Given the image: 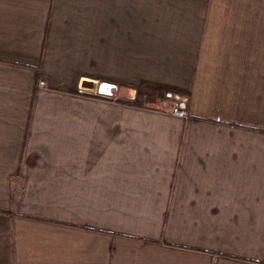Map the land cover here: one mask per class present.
Instances as JSON below:
<instances>
[{
    "label": "crops",
    "instance_id": "1",
    "mask_svg": "<svg viewBox=\"0 0 264 264\" xmlns=\"http://www.w3.org/2000/svg\"><path fill=\"white\" fill-rule=\"evenodd\" d=\"M0 264H264V0H0Z\"/></svg>",
    "mask_w": 264,
    "mask_h": 264
},
{
    "label": "built area",
    "instance_id": "2",
    "mask_svg": "<svg viewBox=\"0 0 264 264\" xmlns=\"http://www.w3.org/2000/svg\"><path fill=\"white\" fill-rule=\"evenodd\" d=\"M39 86H44V81L38 82ZM164 110L173 117L185 119L187 117L186 98L178 93L165 91L162 93Z\"/></svg>",
    "mask_w": 264,
    "mask_h": 264
},
{
    "label": "rangeland",
    "instance_id": "3",
    "mask_svg": "<svg viewBox=\"0 0 264 264\" xmlns=\"http://www.w3.org/2000/svg\"><path fill=\"white\" fill-rule=\"evenodd\" d=\"M83 81H88V80H83ZM138 85H140V84H138ZM130 89H132V90H134V92H135V95L137 96V95H139V96H137L136 97V102H137V99H138V97H140L141 99H144V97L146 96V94H149V90H147V89H141V86H137L136 88L135 87H131ZM133 92V93H134ZM163 92H165V91H163ZM114 100H118V101H120V97H114ZM117 101V102H118ZM132 101V99L130 100V102ZM135 102V101H134Z\"/></svg>",
    "mask_w": 264,
    "mask_h": 264
},
{
    "label": "water",
    "instance_id": "4",
    "mask_svg": "<svg viewBox=\"0 0 264 264\" xmlns=\"http://www.w3.org/2000/svg\"><path fill=\"white\" fill-rule=\"evenodd\" d=\"M82 86L84 88H91V89H95V84L91 81H83L82 82Z\"/></svg>",
    "mask_w": 264,
    "mask_h": 264
}]
</instances>
